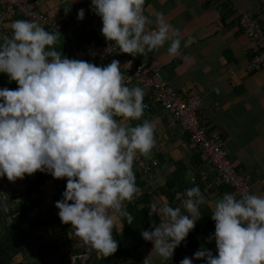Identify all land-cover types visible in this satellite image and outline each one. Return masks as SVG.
I'll return each instance as SVG.
<instances>
[{
  "label": "clouds",
  "instance_id": "obj_1",
  "mask_svg": "<svg viewBox=\"0 0 264 264\" xmlns=\"http://www.w3.org/2000/svg\"><path fill=\"white\" fill-rule=\"evenodd\" d=\"M146 0H91L101 18V34L120 53L133 57L145 50L167 48L180 52L177 31L157 13L155 22L144 14ZM84 9L77 19H84ZM155 23V30L148 26ZM59 33L46 31L35 21L16 20L12 35L0 36V73L15 81L16 89L0 88V177L23 179L37 171L53 178H67L62 199L55 203L62 224L101 257L117 251L113 228L121 231L132 223L126 202L140 189L135 182L134 161L149 157L155 147V127L145 119V92L126 86L118 60L106 66L69 59L55 50ZM194 43L189 37L184 47ZM131 62L125 63L129 65ZM124 65V66H125ZM123 66V67H124ZM182 206L149 207L160 223L141 236L151 241L153 254L169 260L201 217L205 197L198 186L185 189ZM71 202V203H70ZM218 255L197 250L179 264H264V194L225 193L211 214Z\"/></svg>",
  "mask_w": 264,
  "mask_h": 264
},
{
  "label": "crops",
  "instance_id": "obj_2",
  "mask_svg": "<svg viewBox=\"0 0 264 264\" xmlns=\"http://www.w3.org/2000/svg\"><path fill=\"white\" fill-rule=\"evenodd\" d=\"M36 6L60 24H63V13L67 7H71L76 15L78 10L84 9L80 27L59 33L54 47L69 59L96 65L84 59L80 50L87 40L106 41L101 34V18L95 14L91 0H36ZM144 8V14L153 22L157 13L163 14L177 31L178 36L173 38L181 40L180 52L176 56H169L167 48L170 41H166L158 50L146 49L143 55L136 57L124 53L125 57L146 63L160 74L166 84L179 91L193 89L201 93L203 101L199 117L202 123L209 133L222 136L228 158L237 169L249 176L252 195L264 194V71L245 70L253 56V48L237 23L240 12H249L264 25V0H146ZM21 19L16 16L9 21L3 36L10 37L12 23ZM148 27L155 30V23ZM189 37L194 38V43L184 47ZM125 83L129 88L140 87L136 82ZM17 87L7 74L0 73V88ZM145 119L153 123L155 140H159L158 148L150 154L159 161V165L148 175L140 173L144 181L143 192L153 195L152 200L159 207L162 197L169 203L161 191L173 184L172 193L181 212L187 214L182 206L183 193L185 189L198 186L205 197V203L200 206L201 217L195 223L203 238L200 249L211 251L213 256L218 255L215 240L209 239L215 230L211 214L216 202L231 190L217 183L214 173L205 166L203 157L190 143L189 136L179 125H173V118L168 112L154 108L150 113L144 112L141 120L129 123L135 126ZM149 157L143 158L149 161ZM133 171L138 172L135 162ZM43 173L46 179L32 196L41 207L38 215L44 214L55 204L54 199L63 188L64 179L67 181V178L55 179L50 173ZM28 176L33 178L34 173L25 174L23 179L17 178L15 181H9L6 176L0 177V185L7 183L6 190L11 202H15L14 197L26 188ZM56 227L59 230L56 235L72 228L70 224L62 223ZM208 239L207 248L203 247ZM152 250L150 241L139 249L141 259H134L128 264H141ZM172 258L164 261L153 254L151 261L169 264ZM193 264H206V261L194 260Z\"/></svg>",
  "mask_w": 264,
  "mask_h": 264
},
{
  "label": "built area",
  "instance_id": "obj_3",
  "mask_svg": "<svg viewBox=\"0 0 264 264\" xmlns=\"http://www.w3.org/2000/svg\"><path fill=\"white\" fill-rule=\"evenodd\" d=\"M16 16L35 21L45 30L52 29L62 34L80 27V20L77 19L71 7L66 8L63 13V24H60L40 10L36 6V0H0V36H3L7 23ZM237 23L253 48V56L245 70L247 72L264 71V25L249 12H240ZM80 50L84 59L98 66H106L113 59L118 60L125 81L136 82L146 92L143 97V103L146 105L144 112L150 113L154 108H161L168 112L173 118V125H179L181 130L189 136L190 143L203 157L205 166L214 173L218 184L228 187L237 199L244 195H252L249 176L237 169L228 158L222 136L219 133H209L200 119L199 110L203 101L201 93L193 89L179 91L169 86L157 71L146 63H138L132 58L125 57L118 48L112 47V42L88 40L81 45ZM129 61L131 63L125 65ZM155 141L153 150L158 148L159 140ZM149 158V161H145L142 156H139L134 161L139 173L148 175L159 165V161L154 156L151 155ZM6 185L7 183L4 182L0 185V206L7 202L12 203ZM2 223L3 218L0 213V234ZM58 231L55 227L53 230L41 233L32 232L34 247L43 251L47 257L46 260L52 264H84L89 255L78 252L85 245L74 236L73 229L56 235Z\"/></svg>",
  "mask_w": 264,
  "mask_h": 264
},
{
  "label": "trees",
  "instance_id": "obj_4",
  "mask_svg": "<svg viewBox=\"0 0 264 264\" xmlns=\"http://www.w3.org/2000/svg\"><path fill=\"white\" fill-rule=\"evenodd\" d=\"M134 174L140 195H136L131 202H126L127 211L133 217L132 223L128 224L127 221H124L121 231H113V237L118 243L117 251L108 257H101L95 250L85 245L83 249L78 251L89 255L84 264H128L134 259H141L139 249L150 243V241H145L142 238L141 232L154 230V227L160 223V219L158 214L149 216V207L154 204L153 195L143 192V175L137 171ZM45 179L44 173L40 171L35 172L33 178L28 176L26 188L17 194L15 202H7L0 206V213L3 218L0 234V264H52L46 260L47 257L43 251L34 247L31 234L32 232L41 233L53 230L61 223L58 217L59 210L55 204L49 207L44 214L38 215L37 211H41V207L32 196L39 191ZM66 182L64 179L63 188L54 199L55 203L62 199ZM171 185L163 189L161 193L168 198L170 206H180L174 193H172L173 187ZM200 231L199 227L195 225L185 241H182L175 248L172 261L169 264H179L183 258L193 257V254L203 244Z\"/></svg>",
  "mask_w": 264,
  "mask_h": 264
},
{
  "label": "rangeland",
  "instance_id": "obj_5",
  "mask_svg": "<svg viewBox=\"0 0 264 264\" xmlns=\"http://www.w3.org/2000/svg\"><path fill=\"white\" fill-rule=\"evenodd\" d=\"M208 241H209V239L206 240V241L204 242L203 247H206ZM206 248H207V247H206ZM174 250H175V249H174ZM150 263H151V264H155V262H154L153 260H152ZM141 264H143V261L141 262Z\"/></svg>",
  "mask_w": 264,
  "mask_h": 264
},
{
  "label": "bare ground",
  "instance_id": "obj_6",
  "mask_svg": "<svg viewBox=\"0 0 264 264\" xmlns=\"http://www.w3.org/2000/svg\"><path fill=\"white\" fill-rule=\"evenodd\" d=\"M88 41V40H87Z\"/></svg>",
  "mask_w": 264,
  "mask_h": 264
}]
</instances>
